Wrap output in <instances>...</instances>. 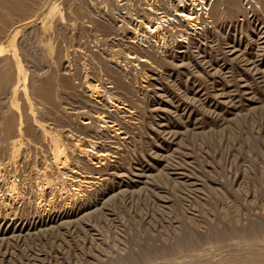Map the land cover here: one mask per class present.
<instances>
[{
	"label": "rangeland",
	"instance_id": "rangeland-1",
	"mask_svg": "<svg viewBox=\"0 0 264 264\" xmlns=\"http://www.w3.org/2000/svg\"><path fill=\"white\" fill-rule=\"evenodd\" d=\"M100 1L0 0V80L5 79L0 82V264H264V0H236V9L222 0H206L208 5L198 11L197 29L182 27L185 31L173 35L176 40L167 39L170 45L152 42L158 58L165 59L163 66L134 63L128 59L133 52L124 46L138 31L136 16L147 1ZM168 1L157 7L161 15L165 10L173 17L171 6L177 2ZM53 4L57 13L49 15ZM81 4L95 12L96 20L118 28L110 26L119 37H103L93 29L84 17L89 8L83 13ZM126 30L128 35L122 34ZM180 34L184 36L177 37ZM116 39L123 41L117 44L119 50ZM145 41L139 42L141 47L150 43ZM111 69L124 75L128 87L132 80L133 108L129 99H121L122 91L114 90ZM143 87H152V92L146 88L144 93ZM108 90L117 98V107L97 97ZM97 111H104L105 117ZM57 117L63 118L61 124ZM51 138L62 141L67 162L53 157ZM98 156L101 164L94 162Z\"/></svg>",
	"mask_w": 264,
	"mask_h": 264
},
{
	"label": "bare ground",
	"instance_id": "bare-ground-1",
	"mask_svg": "<svg viewBox=\"0 0 264 264\" xmlns=\"http://www.w3.org/2000/svg\"><path fill=\"white\" fill-rule=\"evenodd\" d=\"M101 1H102V0H101ZM101 1H100V2H101ZM103 1H104V0H103ZM107 1H109L108 5H111V4H113V2H114L113 0H107ZM110 1H113V2H110ZM128 1H129V0H128ZM141 1H142V0H141ZM146 1H147L146 4H145L146 7H145V8L143 7V8H142L143 10H142L141 14L138 15V16H136V18H137V23H138V25H137V26H138V28H137L138 31H136L134 37H132V36L129 37V40L131 39V37L133 38L132 41H128V42H127L126 38H128V37L125 38V36H124V39L126 40V43H124V44H125L124 46H126V44H127V45H128V48L130 49V51H132L133 53H136L135 56H134L133 53H132V56L128 57V59H129V58L132 59L134 63H138V62H139V63H142V64H143V63H144V64H146V63H147V64H148V63H150V64H153V63H155V64H161V63H163V62L165 61V59H164L163 55H161L163 58H162V57L158 58V56H157L158 54L156 55V53H155V52L158 53V51L153 50V47H155V46H154V44H152V42H154V43L159 42V44L161 43L162 45H163V44H168L169 42L167 43V39H169L170 37H172V36L175 35L176 33H179L180 31H182V30L184 29V28L181 29L182 27H185V30H188V28H190V29H192V30H193V29H194V30L197 29V28H198V23H199V20H200V19H199V16H198V11L202 10V8H203V7H206L208 4H207V1H206V0H174L175 2H177V4H175L174 6H171V9H172L171 12H172V15H173V12H174V16H173V17H168V16L166 15L167 11L164 10L165 15H164V14L161 15L163 12H160V11H159V8H158L159 5H160L161 3H164V2H161V0H160L161 3L159 4L158 1H157V3L159 4V5H157V3H155L154 1H151V0H146ZM155 1H156V0H155ZM169 1H170V0H169ZM169 1H168V2H169ZM215 1H216V0H214V4L218 2V0H217V2H215ZM220 1H221V0H219V4H221ZM222 1H224V3L227 2L229 5H231V7L234 6L233 4L236 5V3H234V1L236 2V0H222ZM49 2H50V1H49ZM55 2H56V1H55ZM132 2H133V1H132ZM132 2H129V4L132 3ZM136 2H137V1H136ZM166 2H167V0L165 1V3H166ZM172 2H173V0H172ZM172 2H171V5H172ZM175 2H174V3H175ZM238 2H239V1H238ZM248 2H249V1H248ZM101 3H102V2H101ZM105 3H107V2H105ZM110 3H111V4H110ZM165 3H164V4H165ZM260 3H261V2H260ZM87 4H89V3H87ZM87 4H86V2H85L84 5H87ZM97 4H99V3H97ZM97 4H95V6H94L95 9H96ZM114 4H115V3H114ZM116 4H117V3H116ZM141 4H142L141 2L139 3V5H138V3H137L138 6H142V5H143V4H142V5H141ZM167 4H168V3H167ZM167 4H166V7H167ZM222 4H223V3H222ZM237 4H238V3H237ZM93 5H94V3H92V6H93ZM100 5H101V4H100ZM104 5H106V4H104ZM108 5H107V6H108ZM133 5H134V2H133ZM225 5H226V4H225ZM229 5H228V6L226 5L227 7L225 6V8L228 9ZM238 5H240V4H238ZM82 6H83V5L81 4L80 8H81ZM92 6H91V8H92ZM101 6H102V9H101V10L99 9L100 11L104 10L103 5H101ZM101 6H100V7H101ZM114 6H115V5H114ZM129 6H130V5H129ZM129 6H128V7H129ZM135 6H136V5H135ZM157 6H158V7H157ZM191 6H192L193 8H191ZM215 6H216V9H217V8H218L217 5H215ZM215 6H214V7H215ZM86 7H87V6H86ZM97 7H98V6H97ZM100 7H99V8H100ZM126 7H127V6H126ZM128 7H127V8H128ZM133 7H134V6H133ZM161 7L164 8V7H163V4H162ZM210 7L213 8V4H212V6H210ZM234 7H235V6H234ZM236 7H237V6H236ZM236 7H235V9H236ZM47 8H48V7H47ZM82 8H84V12H83V13L86 12L85 9L89 8V10L87 9V10H88V11H87L88 13H86L84 17H86V15H87L86 18H88L89 20H87V21H89V22L92 24L91 27H93V29H96V31L98 30V32H99V31L102 32L100 35H103V37H104V36H107V37H108L110 34L113 33V32L111 33V28H112V27L114 28V26H113V25H112V26L110 25V26H111V28H110L109 23H106V21H108V20H106V21H100V20H102V19H98V18H97V20H96V19H95L96 16H95V15L92 16V14L95 13V12L90 11V7H87V8L82 7ZM107 8H108V7H107ZM111 8H112V7H111ZM114 8H116V7H114ZM162 8H161V9H162ZM173 8H174V9H173ZM240 8H241V9H240ZM45 9H46V8H45ZM97 9H98V8H97ZM117 9H118V6H117ZM125 9H126V8H125ZM129 9H130V8H129ZM214 9H215V8H214ZM218 9H219V8H218ZM227 9H226V11H227ZM230 9H231V8H230ZM235 9H234V10H235ZM239 9H240V10H243L242 7H240V6H239ZM47 10H48V9H47ZM80 10H81V9H80ZM99 10H98V11H99ZM107 10H108V9H107ZM107 10H106V12H107ZM109 10H111V9L109 8ZM112 10H113V9H112ZM122 10H124V9H122ZM127 10H128V9H127ZM127 10H125V11H127ZM162 10H163V9H162ZM211 10H212V9H211ZM228 10H229V9H228ZM231 10H233V9H231ZM234 10H233V11H234ZM240 10H239V11H240ZM95 11H96V10H95ZM100 11H99V15H100ZM128 11H129V10H128ZM128 11H127V12H128ZM133 11H134V10H133ZM213 11H214V10H213ZM213 11H211V12H209V13H212ZM217 11H218V10H217ZM221 11H222V10H221ZM45 12H46V11H45ZM91 12H93V13H91ZM111 12H112V11H111ZM117 12H118V11H117ZM119 12H120V11H119ZM119 12L117 13L118 15H120ZM127 12H126V14H127ZM129 12H130V11H129ZM129 12H128V14H129ZM134 12H135V11H134ZM137 12H138V9H137L136 13H137ZM214 12H215V11H214ZM218 12H219V11H218ZM218 12H217V13H218ZM223 12H225V11L223 10ZM231 12H232V11H231ZM236 12H237V11H236ZM242 12H243V11H242ZM242 12H241V13H242ZM47 13H48L49 15H54L55 13H57V7L53 4L52 6H50V8H49V10L47 11ZM81 13H82V12H81ZM113 13L116 14V12H114V11H113ZM122 13H123V12H122ZM122 13H121V15H122ZM124 13H125V12H124ZM136 13H135V14H136ZM200 13H202V12H200ZM75 14H76V13H75ZM79 14H80V13H79ZM103 14H104V13L102 12L101 16H102ZM135 14H134V15H135ZM138 14H139V13H138ZM154 14H155V15H154ZM167 14L169 15V14H170V11H168ZM204 14H205V13H204ZM221 14H223V13H221ZM228 14H229V11H228ZM228 14L226 15V13H225V16L227 17ZM231 14H232V13H231ZM234 14H236V13L234 12ZM234 14H233V15H234ZM44 15H45V14H44ZM63 15H64V14H63ZM76 15H77V14H76ZM80 15H81V14H80ZM96 15H98V14H96ZM105 15H106V14H105ZM108 15H109V14H108ZM151 15H153V16H151ZM156 15H159V17L156 16ZM170 15H171V14H170ZM199 15H200V14H199ZM211 15H212V14H211ZM215 15H216V13H215ZM218 15H219V14H218ZM218 15L215 16L214 18L218 17ZM74 16H75V15H74ZM106 16H107V15H106ZM111 16H112V15H111ZM126 16H127V15H126ZM128 16H131V15H128ZM132 16H133V15H132ZM132 16H131V17H132ZM208 16H209V15H208ZM213 16H214V15H213ZM42 17H43V16H42ZM57 17H58V16H57ZM65 17H66V16H65ZM102 17H103V16H102ZM102 17H101V18H102ZM108 17H110V16H108ZM112 17H113V16H112ZM112 17H111V18H112ZM116 17H118V16H116ZM116 17H115V18H116ZM121 17H122V16H121ZM220 17H221V15H220ZM220 17H219V18H220ZM228 17H229V16H228ZM230 17H231V16H230ZM234 17H235V15H234ZM234 17L232 16V18H234ZM77 18H78V17H77ZM111 18H109V19H111ZM122 18H123V17H122ZM122 18H121V19H122ZM128 18H129V17H128ZM204 18H205V17H204ZM219 18H218V19H219ZM221 18H222V17H221ZM223 18L225 19V17H223ZM232 18H231V19H232ZM235 18H236V17H235ZM235 18H234V19H235ZM45 19H46V17H45ZM57 19H58V18H57ZM106 19H107V18H106ZM112 19H114V17H113ZM118 19H119V18H118ZM123 19H124V18H123ZM131 19H132V18H130V20H131ZM134 19H135V18H134ZM74 20H75V19H74ZM104 20H105V18H104ZM114 20H115V19H114ZM116 20H117V19H116ZM128 20H129V19H128ZM135 20H136V19H135ZM212 20H213V17H212ZM42 21H43V20H42ZM58 21H59V20H58ZM75 21H77V20H75ZM78 21H79V20H78ZM78 21H77V22H78ZM83 21H84V20H83ZM109 21H111V20H109ZM123 21H124V20H122V22H123ZM125 21H127V18L125 19ZM125 21H124V23H125ZM132 21H133V20H132ZM132 21H131V22H132ZM202 21H203V20H202ZM219 21H220V19H219ZM225 21H226V19H225ZM77 22H76V25H77ZM85 22H86V20H85ZM89 22H88V23H89ZM129 22H130V21H129ZM213 22H215V19L213 20ZM217 22H218V21H216V23H217ZM57 23H58V22H57ZM110 23L113 24L114 22L111 21ZM124 23H122V25H124ZM201 23H202V22H201ZM221 23H223V21H221ZM78 25H79V24H78ZM114 25H115V24H114ZM125 25H126V23H125ZM125 25H124V26H125ZM127 25H128V24H127ZM199 25H200V24H199ZM214 25H215V23H214ZM83 26H84V24H83ZM120 26H121V25H120ZM133 26H136V25H132V27H133ZM88 27H89V25H88ZM88 27H87V28H88ZM128 27H129V26H128ZM128 27H127V28H128ZM130 27H131V26H130ZM130 27H129V28H130ZM200 27H201V26H200ZM87 28H84V30L87 29ZM115 28H116V27H115ZM115 28H114V29H115ZM93 29H89V30H90V34H91V30H93ZM114 29H112V31H113ZM134 29H135V28H134ZM82 30H83V29H82ZM87 30H88V29H87ZM87 30H86V31H87ZM116 30H118V28H116ZM116 30H114V33L112 34V35H114V37L116 36V35H115ZM185 30H183V31H185ZM86 31H85V32H86ZM96 31H94V35H95V32H96ZM128 31H129V29H128ZM188 31H189V30H188ZM87 32H88V31H87ZM100 32H99V33H100ZM124 32H125V33H124ZM124 32H122V34H124V35L127 34V35H128V33H126L127 30L124 31ZM191 32H192V31H191ZM194 32H195V31H194ZM117 33H119V31H118ZM117 33H116V34H117ZM186 33H187V32H185V34H186ZM96 34H97V33H96ZM132 34H134V33H132ZM92 35H93V34H92ZM94 35H93V37H94ZM112 35H111V36H112ZM186 35H187V34H186ZM95 36H96V35H95ZM111 36H110V37H111ZM120 36H122V35H120ZM183 36H184V35L180 34V35L177 36V37L182 38ZM114 37H112V38H114ZM116 37H119V36H116ZM122 37H123V36H122ZM174 37H175V36H173V38H174ZM186 37H187V36H186ZM214 37H216V36L214 35ZM98 38H100V37H98ZM98 38H97V39H98ZM101 38H102V36H101ZM108 38H109V37H108ZM173 38H171V40H173ZM199 38H200V37H199ZM105 39H106V38H105ZM174 39H175V38H174ZM176 39H177V38H176ZM176 39H175V40H176ZM186 39H187V38H186ZM125 40H124V41H125ZM145 40H147V41L150 42V43H149V44L147 43V45H145V46H144V44H143L142 47H141V45L139 44V42H141V43H146ZM98 41H99V40H98ZM108 41H109V40H108ZM112 41H114V40H112ZM115 41H116V45L113 43L114 46H117V44H118L119 42H120V44H121V46H122V44H123V43H121L122 40H121V41L119 40L118 43H117V39H116ZM179 41H181V40H179ZM182 41H183V40H182ZM196 41H197V40H196ZM196 41H194V42H195V45L198 46V45L196 44ZM95 42H96V40H95ZM106 42H107V39H106ZM109 42H110V41H109ZM122 42H123V41H122ZM173 42H174V41H173ZM173 42L171 41L170 43H173ZM176 42H177V41H176ZM176 42H175V43H176ZM198 42H200V41L198 40ZM97 43H98V42H97ZM100 43H101V42H100ZM100 43H99V44H100ZM102 43H103V41H102ZM102 43H101V44H102ZM104 43H105V42H104ZM178 43H179V42H178ZM192 43H193V42H192ZM192 43H191V44H192ZM9 44H10V43H9ZM9 44H8V45H9ZM107 44H108V43H107ZM113 44H112V42H111V45H113ZM161 44H160V45H161ZM176 44H177V43H176ZM191 44H190V45H191ZM226 44H227V43H226ZM103 45H104V44H103ZM105 45H106V44H105ZM105 45H104V46H105ZM111 45L109 46V48L112 49V51H113V48H111V47H112ZM139 45H140V46H139ZM160 45H159V48L161 47L160 49L162 50V46H160ZM168 45H170V44H168ZM202 45H203V43H202ZM101 46H102V45H101ZM107 46H108V45H107ZM118 46H119V44H118ZM118 46H117V47H118ZM121 46H120V47H121ZM143 46H144L145 48H144ZM196 46H195V47H196ZM204 46H205V44H204ZM231 46H232V44H231ZM157 47H158V46H157ZM170 47H172V46H170ZM107 48H108V47H107ZM109 48H108V49H109ZM115 48H116V47H115ZM115 48H114V49H115ZM124 48H127V47H124ZM124 48H123V50H124ZM165 48H166V46H165ZM165 48H164V49H165ZM180 48H181V47H180ZM196 48H197V47H196ZM200 48H201V46H200ZM110 49H109V50H110ZM156 49H157V48H156ZM169 49H171V48H169ZM175 49H176V48H175ZM177 49H179V48H177ZM177 49H176V51H180V50H177ZM197 49H199V46H198ZM202 49H204V47H203ZM231 49H232V50L235 49L234 44H233V48H231ZM118 50H119V47H118ZM123 50L121 51V54L124 55L125 53L123 52ZM127 50H128V49H127ZM127 50H126V51H127ZM217 50H218V49H217ZM110 51H111V50H110ZM124 51H125V50H124ZM154 51H155V52H154ZM163 51H166V50H163ZM170 51H171V50H170ZM173 51H175V50H174V47H173ZM173 51H172V52H173ZM202 51H203V50H202ZM1 52H2V48L0 49V54H1ZM119 52H120V51H119ZM159 52H160V51H159ZM167 52H168V51H167ZM186 52H187V51H186ZM160 53H162V52H160ZM168 53H169V52H168ZM103 54H105V52H104ZM108 54H109V53H108ZM111 54H113V53H111ZM114 54L116 55V53H114ZM126 54H127V53H126ZM129 54H130V52H129ZM163 54H166V53L163 52ZM170 54H172V53H170ZM183 54H184V53H183ZM183 54L181 53L182 56H183ZM196 54H198V56H199L200 51H199V53L196 52ZM115 55H114V57H115ZM123 55H122V56H123ZM130 55H131V54H130ZM159 55H160V54H159ZM168 55H169V54H168ZM175 55H176V54H175ZM181 55H180V56H181ZM201 55H203V54H201ZM87 56H88V55H87ZM91 56H92V55H91ZM104 56H105V55H104ZM108 56L110 57V55H108ZM108 56H107V58H108ZM111 56H112V55H111ZM119 56H120V54H119ZM124 56L126 57V55H124ZM124 56H123V57H124ZM172 56H173V55H172ZM172 56H171V57H172ZM125 57H124V58H125ZM174 57H176V56H174ZM174 57H173V60H174L173 63H176V62H175L176 59H174ZM196 57H197V56H196ZM88 58H89V56H88ZM88 58H87V59H88ZM92 58H93V60H94L95 57L92 56ZM92 58L90 57V59H92ZM105 58H106V57H105ZM110 58H111V57H110ZM115 58H116V57H115ZM161 58H162V59H161ZM165 58H166V57H165ZM180 58H181V57H180ZM182 58H184V56H183ZM182 58H181V60H182ZM87 59H86V60H87ZM98 59H99V58H98ZM112 59H114V58H112ZM118 59H119V58H118ZM122 59H123V58H122ZM122 59H121V62H122ZM126 59H127V58H126ZM128 59H127V60H128ZM178 59H179V58H178ZM200 59H201V58H200ZM95 60H96V59H95ZM108 60H109L110 62L112 61V60H110V59H108ZM116 60H117V58H116ZM170 60H171V59H170ZM170 60H169V61H170ZM173 60H172V61H173ZM197 60H198V59H197ZM197 60H196V61H197ZM204 60H205V58H204ZM96 61H97V60H96ZM129 61H130V60H129ZM129 61H128V62H129ZM201 61H203V60H201ZM209 61H210V60H209ZM87 62H89V60H88ZM99 62H100V61H97V63H99ZM112 62H115V61L113 60ZM123 62H126V60L123 61ZM166 62H167V61H166ZM192 62H193V61H192ZM197 62H198V61H197ZM210 62H211V61H210ZM85 63H86V62H85ZM91 63H92V62H91ZM91 63L89 62V64H91ZM100 63H101V62H100ZM100 63H99V64H100ZM139 63H138V64H139ZM199 63H200V62H199ZM86 64H87V63H86ZM92 64H93V63H92ZM124 64H125V63H124ZM126 64H128V63H126ZM129 64H130V63H129ZM142 64H141V65H142ZM147 64H146V66H147ZM171 64H172V63H171ZM211 64H212V62H211ZM95 65H96V63H95ZM130 65H131V64H130ZM161 65L163 66L164 64H161ZM166 65H167V64H165V66H166ZM177 65H178V64H177ZM17 66H18V71H19V73H21V67H20V65L18 64ZM88 66H90V65H88ZM99 66H100V65H99ZM103 66H104V65H103ZM109 66H113V67H114L115 64H113V65L110 64ZM109 66H107V67H109ZM121 66H122V65H121ZM133 66H134V65H133ZM133 66H132V67L128 66V68H129V67H130V68H133ZM138 66H139V65H138ZM154 66H156V65H153V67H154ZM172 66H173V64H172ZM100 67L102 68V66H100ZM100 67H99V69H100ZM107 67H106V68H107ZM113 67H112V69H114ZM115 67H116V66H115ZM141 67H142V66H141ZM151 67H152V66H151ZM153 67H152V68H153ZM167 67H171V66H167ZM178 67H180V65H179ZM104 68H105V67H104ZM109 68H110V67H109ZM109 68H108V69H109ZM126 68H127V67H126ZM171 68L174 69L173 67H171ZM175 68H176V67H175ZM89 69H90V68H89ZM89 69H88V70H89ZM108 69H107V70H108ZM112 69L109 71V74H110V73H113V74H110V75L108 74V75H109V79L111 80V83H112V84H115V86H114V90H115V89H118V90L122 91V93L125 95V97H123L122 95H120V96H121V99H122V100H123V98H124V99H127V100L129 99V102H130L129 104H130V105H128V106H129V108H133V107L135 106V104H134V99H135L136 97L134 98V97L132 96L131 93H133V91L131 92V90H130L131 88L129 89L130 85L132 84V80H131V84H129V87H128V84H126V82L128 83V81H127V80H126V82L123 81V80L125 79V77H124V75H122V74H124V73L121 72V69H122V68H121V69L118 68L119 70L117 69V67L115 68V69L118 70V72L120 71L122 74H121V73H115V74H114V70H112ZM124 69H125V67H124ZM149 69H150V68H149ZM172 69H171V70H172ZM129 70H130V72H128L129 74L126 73V75L128 74L127 77H130L129 75H131V73H132V72H131V69H129ZM133 70H134V69H133ZM104 71H105V70H104ZM104 71H103V73H104ZM122 71H123V70H122ZM135 71H136V69H135ZM145 71H146V70H145ZM168 71H169V70H168ZM4 72H6V71H4ZM7 72H8V71H7ZM115 72H117V71L115 70ZM125 72H126V71H125ZM146 72H147V71H146ZM87 73H88V72H87ZM103 73H102V75H103ZM143 73H144V71H143ZM150 73H151V71H150ZM6 74H7V73H3V77H5L4 75H6ZM146 74H147V73H146ZM154 74H155V73H154ZM174 74H175V73H174ZM174 74H173V75H174ZM1 75H2V74H1ZM87 75H88V74H86V76H87ZM99 75H100V74H99ZM104 75H105V74H104ZM126 75H125V76H126ZM140 75H142V74H140ZM86 76H85V77H86ZM121 76H123L124 78L121 77ZM65 77H66V76H65ZM98 77H99V76H98ZM101 77H102V76H100V78H101ZM105 77H107V75H106ZM135 77H137V76H135ZM135 77H134V79H135ZM138 77H139V76H138ZM145 77H147V75H146ZM195 77H196V76H195ZM24 78H25V77H24ZM66 78H68V77H66ZM66 78H64V79H65L64 81H66ZM75 78H77V77H75ZM100 78H99V79H100ZM102 78H103V77H102ZM130 78H131V77H130ZM21 79L24 81L23 78H21ZM69 79H70V78H69ZM69 79H67V81H71V80H69ZM99 79H98V80H99ZM109 79H108V80H109ZM127 79H128V78H127ZM157 79L161 80L160 78H157ZM1 80H5V79L2 78ZM1 80H0V82H1ZM18 80H20V79H18ZM62 80H63V79H62ZM91 80H92V78H91ZM100 80H101V79H100ZM105 80H107V79H105ZM129 80H130V79H129ZM137 80H138V79H137ZM159 80H158V81H159ZM64 81H63V82H64ZM96 81H97V80H96ZM102 81H103V79H102ZM144 81H145V80H144ZM155 81H156V80H155ZM161 81H162V80H161ZM3 82H4V81H3ZM3 82H1V83H3ZM71 82H72V81H71ZM71 82H70V84H71ZM89 82H90V81H89ZM98 82H99V81H98ZM103 82H104V81H103ZM105 82H106V81H105ZM133 82H134V81H133ZM145 82H146V81H145ZM4 83H5V82H4ZM43 83L46 84L45 82H43ZM66 83H67V82H66ZM135 83H136V82H134L133 87H134ZM146 83H147V82H146ZM154 83H155V82H154ZM158 83H161V82H158ZM22 84H24V83L22 82ZM44 84H42V86H43ZM62 84H63V83H62ZM64 84H65V83H64ZM67 84H69V83H67ZM67 84H66V85H67ZM72 84H74V81H73ZM72 84H71V85H72ZM76 84H78V83H76ZM88 84H89V83H88ZM99 84H101V81L99 82ZM108 84H109V82H108ZM66 85H65V86H66ZM71 85H70V86H71ZM89 85H90V84H89ZM91 85H93V84H91ZM97 85H98V84H97ZM101 85H102V84H101ZM104 85H105V83H104ZM104 85H103L102 87H104ZM139 85H140V84H139ZM139 85H138V86H139ZM2 86H3V85H2ZM63 86H64V85H63ZM74 86H75V85H72L73 88L76 87V86H75V87H74ZM106 86H107V85H106ZM106 86H105V87H106ZM136 86H137V85H136ZM146 86H149V85H146ZM155 86H156V85H155ZM16 87H17V86H16ZM16 87H14V91L16 90ZM45 87H46V86H45ZM45 87H44V88H45ZM67 87H68V86H67ZM110 87H113V86L111 85ZM158 87H159V86H158ZM160 87H161V86H160ZM41 88H42V87H41ZM47 88H48V87H47ZM47 88H46V89H47ZM68 88H69V87H68ZM100 88H101V87H100ZM143 88H144V87H143ZM146 88H147V87H146ZM146 88L143 89V92H144V90H146ZM153 88H154V87H153ZM89 89L92 90V92H97V91H96V86H95V87H94V86H90ZM89 89H88V90H89ZM111 89H113V88H111ZM132 89H134V88H132ZM137 89H138V88H137ZM147 89H148V88H147ZM154 89H155V88H154ZM42 90H43V88H42ZM97 90H98V89H97ZM149 90H151V92H152V87H151V89H148V91H149ZM161 90H162V89H161ZM43 91H45V90H43ZM48 91H49V90H48ZM86 91H87V89H86ZM106 91H107V90H106ZM112 91H113V90H112ZM112 91H111V92H112ZM116 91H117V90H116ZM138 91H139V90H138ZM141 91H142V90H141ZM141 91H140V92H141ZM156 91H157V90H156ZM45 92H47V90H46ZM45 92H43V93H45ZM118 92H119V91H118ZM41 93H42V92H41ZM48 93H49V92H48ZM98 93H100V90H99ZM107 93H109V90H108V92L104 93V95L101 94V95H99V96H97V97H99V98L102 97V98L100 99V101L102 100L103 104H104V103H107L106 101H109L110 104H112L113 106L117 107V104H116V103H118V102H117V98L114 97V96L112 95V93H111V94H110V93L107 94ZM113 93H116V92L113 91ZM134 93H135V91H134ZM136 93H137V90H136ZM144 93H145V92H144ZM144 93H143V94H144ZM147 93H148V92H147ZM147 93H146V94H147ZM157 93H158V92H157ZM79 94H80V93H79ZM148 94H149V93H148ZM148 94H147L146 96H148ZM83 95H84V94H83ZM92 95H93V94H92ZM117 95H119V94H117ZM133 95H134V94H133ZM140 95H142V93H140ZM151 95H153V93H151ZM41 96H42V95H41ZM45 96H46V93H45ZM81 96H82V95H81ZM137 96H138V95H137ZM142 96H143V95H142ZM144 96H145V95H144ZM144 96H143V97H144ZM43 97H44V96H43ZM87 97H88V96H87ZM90 98H91V97H90ZM90 98H89V100H90ZM93 98H94V97H93ZM145 98H146V97H145ZM150 98H151V97H150ZM158 98H159V97H158ZM44 99H45V98H44ZM84 99H86V97H85ZM84 99H83V100H84ZM118 99H119V96H118ZM138 99H139V98H138ZM141 99H142V98H141ZM146 99H148L147 101L149 102V98L147 97ZM87 100H88V98H87ZM91 100H92V99H91ZM122 100H121V101H122ZM159 100H160V99H159ZM44 101L47 102L46 100H44ZM85 101H86V100H85ZM94 101H95V100H94ZM123 101H124V100H123ZM125 101H126V100H125ZM137 101H139V100H137ZM143 101H144V99L142 100V102H143ZM155 101H157V99H155ZM126 102L128 103V101H126ZM135 102H136V101H135ZM140 102H141V101H140ZM148 102H147V103H148ZM93 103H94V102H93ZM93 103H91V104H92V107H94V106L96 105V104H95L96 102L94 103L95 105H94ZM136 103H138V102H136ZM154 103H155V102H154ZM85 104H86V103H85ZM87 104H89L88 101H87ZM91 104H90V107H91ZM97 104H100V103L98 102ZM93 105H94V106H93ZM104 105H106V104H104ZM107 105H109V104H107ZM121 105H122V104H121ZM83 106H84V105H83ZM85 106H87V105H85ZM85 106H84V107H85ZM113 106H112V107H113ZM118 106H119V104H118ZM126 106H127V105H126ZM75 107H76V106H75ZM87 107H88V106H87ZM96 107L99 108V105L96 106ZM123 107H125V106H123ZM73 108H74V107H73ZM88 108H89V107H88ZM88 108H87V111L89 110ZM101 108H103V107H101ZM104 108H105V107H104ZM104 108H103V109H104ZM107 108L109 109V108H111V107H110V106H109V107L106 106L105 109H107ZM120 108H122V107L119 106V109H120ZM126 108H127V107H126ZM129 108H128V109H129ZM92 109H93V108H92ZM95 109H96V108H95ZM103 109H100V110H103ZM84 110H86V108H85ZM96 110H97V109H96ZM113 110H115V109H113ZM116 110H118V109H116ZM125 110H126V109H125ZM125 110H124V111H125ZM54 111H55V108H54ZM98 111H99V109H98ZM98 111H97V112H98ZM127 111H128V110H127ZM55 112H56V111H55ZM84 112H85V111H84ZM89 112H90V111H89ZM95 112H96V111H95ZM95 112H94V113H95ZM100 112H101V111H100ZM105 112H107V110H106ZM115 112H116V111H115ZM115 112H112V111H111V113H115ZM125 112H126V111H125ZM125 112H124V113H125ZM133 112H134V111H133ZM98 113H99V112H98ZM103 113H104V111H102L101 113H99V117H100V118L105 117V116H103ZM107 113H108V112H107ZM119 113H120V111H119ZM124 113L122 112L121 115L124 114ZM125 114H126V113H125ZM132 114H134V113H132ZM132 114H130V115L132 116ZM97 115H98V114H97ZM105 115H106V114H105ZM107 115H108V114H107ZM111 115H112V114H111ZM111 115H110V116H111ZM115 115H116V113H115ZM130 115H129V116H130ZM108 116H109V115H108ZM110 116H109V117H110ZM112 116H113V115H112ZM117 116L119 117V114H118ZM126 116H127V114L125 115V117H126ZM54 117H55V116H54ZM96 117H97V119L100 121L99 117H98V116H96ZM109 117H108V118H109ZM120 117H121V116H120ZM120 117H119L118 119H122V120H123V118H120ZM60 118H62V117H60ZM60 118H59V120H60ZM63 118H64V116H63ZM63 118H62V119H63ZM86 118H88V117H86ZM94 118H95V116H94ZM112 118H114V116L111 117L110 119H112ZM130 118H131V117H130ZM130 118L128 119V121L131 120V119H134V118H131V119H130ZM54 119H55V118H54ZM68 119H69V118H68ZM95 119H96V118H95ZM97 119H96V120H97ZM114 119H115V118H114ZM57 120H58V117H57L56 121H57ZM59 120H58V122H59ZM66 120H67V119H66ZM98 120H97V121H98ZM105 120H106V119H105ZM124 120H125V119H124ZM101 121H102V120H101ZM101 121H100V122H101ZM106 121H107V120H106ZM108 121H110V120H108ZM115 121H117V120H115ZM119 121H120V120H119ZM126 121H127V120H126ZM110 122H113V121L111 120ZM55 123H56L55 120H53V124H55ZM61 123H62V122H61ZM61 123L59 122V124H61ZM87 123H88V124H91V122L89 123V120H88ZM101 123H102V122H101ZM101 123H100V124H101ZM103 123H104V122H103ZM108 123H109V122H108ZM114 123H115V122H114ZM121 123H122V122H121ZM121 123H120V124H121ZM123 123H124V122H123ZM57 124H58V123H57ZM115 124H116V123H115ZM118 124H119V123H118ZM120 124H119V125H120ZM166 124H167V123H166ZM38 125H39V124H38ZM103 125H106V124H103ZM113 125H114V124H113ZM9 126H10V125H9ZM40 126H41V125H40ZM40 126H39V127H40ZM111 126H112V125H110L109 127H111ZM115 126H117V124H116ZM121 126H122V125H121ZM11 127L13 128V126H11ZM39 127H38V128H39ZM106 127H107V125H106ZM106 127H105V131H107ZM118 127H120V126H118ZM45 128H46V127H45ZM103 128H104V126H103ZM115 128H116V127H115ZM169 128H170V127H169ZM39 129H41V127H40ZM42 129H43V128H42ZM42 129H41V130H42ZM89 129H90V128H89ZM89 129H88V128L86 129L87 132L89 131ZM118 129H119V128H118ZM10 130H11V129H10ZM43 130H44V129H43ZM43 130H42V131H43ZM109 130H110V129H109ZM111 130H112V127H111ZM115 130H116V129H115ZM120 130H121V129H120ZM123 130H125V129H123ZM44 131H45V130H44ZM82 131H83V130H82ZM84 131H85V130H84ZM102 131H104V130H101V132H102ZM125 131H126V130H125ZM19 132H21V131H19ZM87 132H86V134H87ZM91 132H92V131H91ZM94 132H95V131H94ZM114 132H115V131H114ZM43 133H45V134L48 133V134H49L48 131H47V133H46V131L43 132ZM97 133H98V132H97ZM97 133L95 132V134H97ZM116 133H117V132H116ZM120 133H124V132L121 131ZM120 133H118V135H119ZM52 134H53V133H52ZM90 134H91V133H90ZM49 135H51V134H49ZM54 135H55V133H54ZM60 135H61V134H60ZM60 135H58V136L61 137ZM79 135H81V136L83 137V134H79ZM92 135H93V132H92ZM99 135H100V133H99ZM99 135L97 134V135H95V136H99ZM47 136H48V135H47ZM100 136H101V137L103 136L102 133H101ZM100 136H99V137H100ZM104 136H105V135H104ZM49 137H50V136H49ZM55 137H57V136H55ZM90 137H91V135H90ZM90 137H89V138H90ZM78 138H80V140H82L80 136H79ZM84 138H85V135H84ZM89 138H88V139H89ZM103 138H104V137H103ZM103 138H102V139H103ZM112 138H113V137H112ZM19 139H21V138H19ZM49 139H50V138H49ZM51 139L53 140V141H52V142H53V143H52L53 157H54L56 160H62L64 163L67 162V161H68V157H66V154H65L66 151H65L64 148H63L64 145L61 143L62 141L60 142V140H57V142H58V143H57V142H56V139H53V138H51ZM57 139H58V137H57ZM60 139H61V138H60ZM88 139H87V140H88ZM93 139H94V137H93ZM21 140H22V139H21ZM21 140H20V141H21ZM76 140H77V139H76ZM100 140H101V139H100ZM100 140H99V141H100ZM17 141L19 142V140L16 139V141H15L14 144H13L15 147H16V145L18 146V144H20V143H17ZM84 141H85V140H84ZM88 141H90V139H89ZM93 141H94V140H93ZM93 141H92V139H91V142H92V143H94ZM97 141H98V140H97ZM97 141H96V142H97ZM105 141H106V138H105ZM105 141H100V142H104V143H105ZM59 142L63 145V147H62L61 145H59ZM79 142H80V141H79ZM79 142H78V143H79ZM96 142H95V143H96ZM100 142H99V143H100ZM21 143H22V142H21ZM78 143H76V144H78ZM80 143H81V142H80ZM81 144L84 146V143H81ZM82 145H80V146H82ZM90 145H91V144H90ZM90 145H89V146H90ZM92 145H93V144H92ZM98 145H99V144H98ZM77 146H78V145H76V147H77ZM93 146H95V145H93ZM101 146H102V145H100V148H101V149L103 148V152H104V147H103V146L101 147ZM16 148H17V147H16ZM91 148H92V147H91ZM94 148H96V147H94ZM13 149H14V148H13ZM13 149H12V150H13ZM19 149H20V148H19ZM77 149H78V147H77ZM81 149H82V147H81ZM83 149H84V150H83L84 152H89V153H90V151H89L90 149H89L88 151H87V149H85V148H83ZM96 150H97V149H96ZM79 151L81 152V150H79ZM93 151H95V150L93 149ZM99 151H100V150H99ZM13 152H14V151H13ZM91 153H92V152H91ZM95 153H98V152H95ZM105 153H106V152H105ZM60 154H63L65 157L61 158V157H60ZM87 154H88V153H87ZM13 155H14V154H13ZM89 155H91V154H89ZM92 155L94 156L95 154L93 153ZM92 155H91V156H92ZM100 155H101V154H100ZM87 156H88V155H87ZM91 156H90V157H91ZM93 156H92V157H93ZM95 156H97V154H96ZM103 156H104V155H103ZM105 156H107V155H105ZM101 157H102V155H101ZM93 158H94V157H93ZM103 158H104V157H103ZM91 160H92V159H91ZM94 160H95V159H94ZM102 160H103V159H102ZM100 161H101V158H100V156H98V158H96V161H94V162H96V163H100V164H101ZM103 161H104V160H103ZM104 162H105V161H104ZM104 162H103V163H104ZM92 164H93V163H92ZM104 164H105V163H104ZM104 164H103V165H104ZM97 165H99V164H97ZM100 166H102V165H100ZM100 166H99V167H100ZM83 167H84V166H83ZM96 167H97V166H96ZM116 170H117V169H116ZM101 171H103V170H101ZM115 172H116V171H115ZM127 172H129V171H127ZM81 174H82V173H81ZM83 174H84V173H83ZM88 174H89V173H88ZM118 175H119V173H118ZM81 176H82V175H81ZM99 176H100V175H99ZM99 176H98V177H99ZM82 177L85 178V177H86L85 174H84V176H82ZM96 177H97V176H96ZM102 177H103V176H102ZM87 178H89V175H88ZM91 179H93V177H92ZM94 179H95V178H94ZM104 179H105V178H104ZM107 179H108V178H107ZM78 181H79V180H78ZM92 181H93V180H92ZM129 181H130V180H128V182H129ZM85 182H86V181H85ZM85 182H84V183H85ZM104 182H105V181H104ZM106 182H107V181H106ZM178 182H179V181H178ZM175 183L178 184L176 181H175ZM182 183H183V182H182ZM87 184H90V181H87ZM91 184H92V183H91ZM111 185H113V184H111ZM109 187H110V186H109ZM183 187H184V186H183ZM113 188H116V187H114V185H113ZM110 189H112V186H111ZM165 189H166V188H165ZM119 194H120V196H121V193H119ZM119 194H118V195H119ZM157 197H158V196H157ZM159 198H160V197H159ZM157 199H158V198H157ZM115 202H116V200H115ZM165 207H166V206H165ZM259 225L262 226L261 224H259ZM214 227L216 228V226H214ZM214 227H213V228H214ZM215 228H214V229H215ZM218 228H220V227H217V230H218ZM257 228H258V227L256 226V230H255V231L258 230ZM259 228H260V227H259ZM214 229H213V230H214ZM260 229H263V227H261ZM223 230H224V228H223L222 231L219 232V233L223 234V233H224ZM230 230H231V229H230ZM234 230H235V229H234ZM234 230H232V232H233ZM215 231H216V229L214 230V232H215ZM219 231H220V229H219ZM227 231H228V230H227ZM235 231L238 232L237 230H235ZM78 232H79V231H78ZM222 232H223V233H222ZM225 232H226V230H225ZM229 232H230V231H228V234H230ZM232 232H231V233H232ZM242 232H243V230H242L240 233H242ZM244 232H245V231H244ZM244 232H243V233H244ZM258 232H259V230H258ZM226 233H227V232H226ZM226 233L224 234V237H226V236H225ZM238 233H239V232H238ZM254 233H255V232L253 231V235H254ZM257 234H258V233H257ZM257 234L254 235V236H257ZM188 235H189V234H188ZM218 235H219V234H218ZM238 235H239V234L234 235V236H238ZM240 235H241V238H242L243 235H242V234H240ZM262 235H263V234H262ZM262 235L260 236V232H259V236L262 237ZM215 236H216V235H215ZM221 236L223 237V235H221ZM249 236H250V233H249ZM251 236H252V234H251ZM251 236H250V239L253 240L254 238L252 239ZM259 236H258V237H259ZM224 237H223V238H224ZM227 237H228V236H227ZM244 237H246V235H245ZM244 237H243V238H244ZM258 237H255V238H258ZM260 237H259V238H260ZM189 238H190V237H189ZM216 238L218 239L219 236H217ZM220 238H221V237H220ZM223 238H222V239H223ZM246 238H248V237H246ZM259 238H258V239H259ZM251 240H249V241H251ZM259 240H260V239H259ZM256 241H258V240H254V241H252V242H256ZM261 241H262V240H261ZM191 244H192V243H191ZM187 245H189V244H187ZM187 245H186V246H187ZM190 246H191V245H190ZM193 246H194V245H193ZM193 246H192V247H193ZM195 246H196V244H195ZM181 247H182V246H181ZM184 247H185V245H184ZM179 248H180V247H179ZM254 253H255V252H254ZM258 253H259V252H258ZM258 253H257V256H258ZM260 253H261V252H260ZM262 254H263V253H262ZM262 254H260V255L262 256ZM260 255H259V256H260ZM253 256H254V255H253ZM259 256H258V257H259ZM263 256H264V254H263ZM258 257H257V258H258ZM252 258H253V257H252ZM249 259L251 260V258H249ZM254 259H256L255 256H254ZM254 259H253V260H254ZM250 260H249V261H250ZM257 260H258V259H257ZM231 261H232V260H231Z\"/></svg>",
	"mask_w": 264,
	"mask_h": 264
}]
</instances>
